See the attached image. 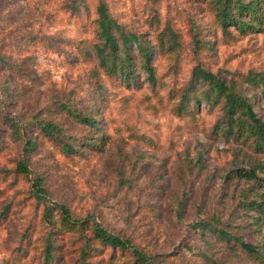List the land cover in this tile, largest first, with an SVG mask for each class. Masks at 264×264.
Segmentation results:
<instances>
[{
  "label": "rangeland",
  "instance_id": "1",
  "mask_svg": "<svg viewBox=\"0 0 264 264\" xmlns=\"http://www.w3.org/2000/svg\"><path fill=\"white\" fill-rule=\"evenodd\" d=\"M99 2L153 51V83L137 69L136 85L126 86L98 66ZM210 2L0 0V264H42L50 233L55 263L78 264L80 236L60 227L57 207L128 241L151 264H258L237 240L261 254L264 224L246 206L264 187L235 170L264 165V156L216 134L220 105H196L192 95L182 112L178 104L195 66L243 87L250 73H264V11L257 29L225 35ZM193 33L209 47L195 49ZM252 109L264 121V95ZM45 124L63 135L45 136ZM62 143L77 153L65 155ZM19 162L26 177L15 172ZM257 171L264 178V166ZM36 179L49 226L33 197ZM90 235L86 229L83 236ZM92 244L90 264L134 262L130 250Z\"/></svg>",
  "mask_w": 264,
  "mask_h": 264
},
{
  "label": "trees",
  "instance_id": "2",
  "mask_svg": "<svg viewBox=\"0 0 264 264\" xmlns=\"http://www.w3.org/2000/svg\"><path fill=\"white\" fill-rule=\"evenodd\" d=\"M210 5L214 10L216 24L225 35L228 34L231 28L243 33L245 31L255 30L261 24L264 0H211ZM95 9L98 17L96 24L100 43L93 47V55L98 66L110 77L122 80L126 86L136 85L135 75L137 69L143 71L147 75V80L153 83V71L150 66L153 51L144 47V44L136 36L125 34L120 26L111 18L105 4L99 2ZM166 34L171 38L167 42L169 50H173L175 35L169 29L163 35ZM192 38L195 49L200 50L209 47L208 42L196 39L197 37L194 33ZM159 43L161 48L165 46L166 43L163 37ZM242 87L234 80L226 81L200 66H195L191 73L190 82L181 94L178 111L182 112L185 109L186 103L189 102L191 95L196 105L201 100L210 107L220 105L221 117L213 128L216 134L226 139L238 141L248 146L254 153L264 156V121L258 119L252 109V100L257 95H264V73H250L244 79V87ZM246 92L250 97L244 96ZM196 93H198L197 96ZM65 111L69 113L67 107L63 108V112ZM77 117L82 123L90 127H95L93 120L87 117ZM41 130L45 133V136L51 139H58L59 136L63 135L59 128L51 124H45ZM60 148L67 156L77 153L74 144L62 143ZM263 166V164H257L253 168L236 169L235 177L254 182L264 187V178H260L257 175V168L262 169ZM15 172L26 177L28 175L26 164L24 162L16 164ZM31 186L34 199L37 202H41L44 206L43 218L49 226L51 224L49 220V214L51 212L47 207V199L42 188V180H33ZM258 198L257 202L248 203L246 209L256 212L253 218L254 222L259 221L261 224H264V195H260ZM56 210L59 211L61 216L60 227L66 232L77 233L80 236L81 243L77 249L78 258L76 260L78 264H90L92 253L95 252L92 242L114 250H130L132 256L135 258L133 264L152 263L150 256H146L134 249L128 241L108 234L98 223L73 219L63 207H57ZM86 229L90 230V237L83 236ZM219 233L223 238L229 240L226 233L222 231ZM50 236H52V233L49 236L47 235L44 241L42 264H56L53 254V240ZM237 243L243 251L258 258V264H262V259L264 258L263 247H261V254L258 255L257 253H253V249L249 245L244 244L240 240H237Z\"/></svg>",
  "mask_w": 264,
  "mask_h": 264
}]
</instances>
